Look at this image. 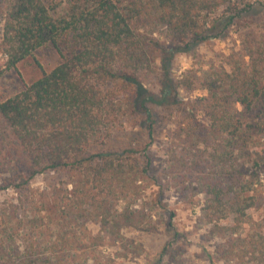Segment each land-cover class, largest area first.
<instances>
[{
  "label": "trees",
  "instance_id": "1",
  "mask_svg": "<svg viewBox=\"0 0 264 264\" xmlns=\"http://www.w3.org/2000/svg\"><path fill=\"white\" fill-rule=\"evenodd\" d=\"M235 29L228 68L175 74L177 55ZM46 46L61 62L0 100V194H17L0 210V264H115L104 248H135L123 231L156 232L159 211L170 240L152 264H185L171 189L204 197L216 255L264 264V0H0V76ZM120 125L143 148L102 149ZM50 173L68 181L32 186Z\"/></svg>",
  "mask_w": 264,
  "mask_h": 264
},
{
  "label": "rangeland",
  "instance_id": "2",
  "mask_svg": "<svg viewBox=\"0 0 264 264\" xmlns=\"http://www.w3.org/2000/svg\"><path fill=\"white\" fill-rule=\"evenodd\" d=\"M254 22H259V18H256ZM239 33L236 29L232 30L229 36L222 40H212L199 46L194 54L177 55L173 64L175 74L180 76L191 69L201 73L210 69L212 65L228 68L230 55L232 53H242ZM2 58L0 56V60ZM60 62V56L53 47L46 46L39 49L36 51L34 58L26 59L18 65L17 69L5 72L0 76V100H6L24 90L26 85L40 79L43 71L50 72ZM203 95H205V92L200 88L185 94L188 99H195ZM145 141V135L141 130L133 128L131 125H120L112 130L111 136L102 149L120 153L131 148L141 149ZM158 157H162V152L160 153L159 150ZM67 181L68 178L64 173H50L37 177L32 186L45 189ZM153 190H157V188ZM153 190L148 193L149 196L152 195V198L155 195L152 193ZM16 198L17 194L13 191L2 192L0 194V210L8 201H13ZM204 202L202 195L193 199V203H189L178 196L174 189L165 191L164 204L168 211L176 214L174 219L176 230L181 233L179 241L175 245L177 257L185 264H229L216 255V242L208 237L211 227L204 221L202 216ZM252 216L255 221L262 224L264 229V201L258 209L252 212ZM167 217L166 212H158L155 218L157 231L154 233L136 229L124 230L123 233L127 239H131L133 244L136 245L135 248L131 249L129 247L125 251L118 252L117 247H110L104 248V253L107 256H115V264H152L162 247L170 240L164 226V223L168 221ZM88 226L94 232L100 230L98 223L88 222Z\"/></svg>",
  "mask_w": 264,
  "mask_h": 264
}]
</instances>
